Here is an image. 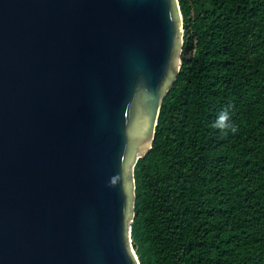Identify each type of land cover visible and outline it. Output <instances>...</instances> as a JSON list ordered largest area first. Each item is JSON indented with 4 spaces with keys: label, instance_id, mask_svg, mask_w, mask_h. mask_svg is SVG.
<instances>
[{
    "label": "water",
    "instance_id": "95a60500",
    "mask_svg": "<svg viewBox=\"0 0 264 264\" xmlns=\"http://www.w3.org/2000/svg\"><path fill=\"white\" fill-rule=\"evenodd\" d=\"M182 28L178 0H0V264H141L134 167Z\"/></svg>",
    "mask_w": 264,
    "mask_h": 264
},
{
    "label": "trees",
    "instance_id": "16d2710c",
    "mask_svg": "<svg viewBox=\"0 0 264 264\" xmlns=\"http://www.w3.org/2000/svg\"><path fill=\"white\" fill-rule=\"evenodd\" d=\"M181 68L134 167L141 264H264V0H178ZM226 107L235 131L212 121Z\"/></svg>",
    "mask_w": 264,
    "mask_h": 264
},
{
    "label": "clouds",
    "instance_id": "9594fccd",
    "mask_svg": "<svg viewBox=\"0 0 264 264\" xmlns=\"http://www.w3.org/2000/svg\"><path fill=\"white\" fill-rule=\"evenodd\" d=\"M230 114L226 107H222L216 114L215 119L212 121L213 125L223 130L225 128H230L232 131H235V126L232 125L230 120Z\"/></svg>",
    "mask_w": 264,
    "mask_h": 264
},
{
    "label": "rangeland",
    "instance_id": "374dc122",
    "mask_svg": "<svg viewBox=\"0 0 264 264\" xmlns=\"http://www.w3.org/2000/svg\"><path fill=\"white\" fill-rule=\"evenodd\" d=\"M183 29V33H184V27L182 28ZM181 33V37H180V44H179V49H178V55H177V63H179V61L181 60L180 56H181V52H182V41H183V36Z\"/></svg>",
    "mask_w": 264,
    "mask_h": 264
}]
</instances>
